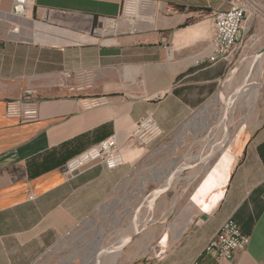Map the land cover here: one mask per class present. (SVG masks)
Masks as SVG:
<instances>
[{
  "label": "crops",
  "instance_id": "1",
  "mask_svg": "<svg viewBox=\"0 0 264 264\" xmlns=\"http://www.w3.org/2000/svg\"><path fill=\"white\" fill-rule=\"evenodd\" d=\"M13 1L0 0V264L79 251L87 225L100 231L94 254L110 255L98 264H264V93L215 158L203 114L233 57L195 64L209 52L219 1L149 0L158 3L150 24L107 37L94 33L98 19L117 17L122 0H34L24 16L12 15ZM63 72H81L90 87L67 92ZM25 97L38 101L37 120L7 117L6 102ZM85 99L101 103L84 108ZM146 116L163 136L144 148L126 143ZM108 137L122 146V166L64 173ZM228 218L249 240L216 262L203 248Z\"/></svg>",
  "mask_w": 264,
  "mask_h": 264
},
{
  "label": "built area",
  "instance_id": "2",
  "mask_svg": "<svg viewBox=\"0 0 264 264\" xmlns=\"http://www.w3.org/2000/svg\"><path fill=\"white\" fill-rule=\"evenodd\" d=\"M221 8L214 11L212 31L208 40V54L195 60L197 66H211L228 61L237 50L238 38L244 30V23L252 16L256 7L254 0H219ZM34 0H14L11 8L13 16H24L33 8ZM158 3L149 0H122L119 15L114 18L98 19L100 27L94 33L101 37L115 36L125 25L136 31L140 24H150L152 13L147 7ZM60 87L69 93H83L90 87V81L83 79L82 73L63 72ZM84 108L98 106L99 99L81 100ZM39 114L38 101L25 97L10 100L5 105V115L20 123L37 120ZM163 136V131L151 116L137 121L126 139V143L144 148ZM122 146L116 137H108L82 153L69 159L64 166L68 177L82 174L92 165H100L108 170L124 164ZM249 237L240 229L233 218H228L204 246L203 254L212 255L216 262L229 260L235 251L244 250Z\"/></svg>",
  "mask_w": 264,
  "mask_h": 264
},
{
  "label": "rangeland",
  "instance_id": "3",
  "mask_svg": "<svg viewBox=\"0 0 264 264\" xmlns=\"http://www.w3.org/2000/svg\"><path fill=\"white\" fill-rule=\"evenodd\" d=\"M218 1L215 0L217 3ZM254 3L256 7L252 11V16L244 23L245 30L240 33L237 50L231 58L229 64L230 69L222 82L220 91L206 103L209 104L220 95L223 96V100L211 106L212 108L209 107L208 113L205 115V119L207 118L210 125L209 136L212 139L214 158L227 146L232 145L236 133L245 124L242 118L248 114V105L251 102L250 98L246 100L247 93L245 92L257 89L255 102L264 93V0H254ZM98 28L96 27L95 29ZM237 88L241 91L239 92L240 94H234ZM243 96L245 97L243 98ZM240 98L243 99L241 100ZM228 99L232 102L234 101L229 108ZM87 227L86 230L89 233L85 238L83 249L79 251L72 249L68 250V252H61L60 250L55 252L54 250L50 259L47 260V264L49 260L51 264H98L102 260L107 261L109 258L107 254L104 256L100 255V260L94 254V249L96 248L95 239L100 231L98 228H93L92 225H87ZM37 264L41 263L38 262Z\"/></svg>",
  "mask_w": 264,
  "mask_h": 264
},
{
  "label": "bare ground",
  "instance_id": "4",
  "mask_svg": "<svg viewBox=\"0 0 264 264\" xmlns=\"http://www.w3.org/2000/svg\"><path fill=\"white\" fill-rule=\"evenodd\" d=\"M147 9L150 11V7H147ZM259 60V59H258ZM261 62V61H260ZM259 66V65H258ZM261 66H262V64H261ZM259 68H260V66H259ZM261 69V68H260ZM263 70V69H262ZM256 72V71H255ZM257 74V73H256ZM259 74H260V71H259ZM248 80V79H247ZM241 82V81H240ZM240 87V86H239ZM238 89V88H237ZM245 89V88H244ZM239 92H241L240 90H238L237 92H235L234 94H237V93H239ZM245 93H247V98H246V100H248L249 98L251 99V102H249L250 104L251 103H253L254 101H255V99H256V97H257V89H255L254 91H250V90H248V92H245ZM240 94V93H239ZM239 96V95H238ZM235 97V96H234ZM245 96H243V98H244ZM239 98V97H238ZM238 98H236V99H238ZM243 98H240L241 100L243 99ZM229 100V99H228ZM238 101V100H237ZM234 102V101H233ZM231 100H229V106H228V108L230 107V105L233 103ZM214 104H218V101L217 100H214V101H212L211 103H209V104H207L205 107H204V109H203V114H207L208 113V109H209V107H211V106H213ZM226 104V103H225ZM237 104V103H236ZM252 105V104H251ZM226 106V105H225ZM235 107V106H234ZM249 107H250V105H249ZM253 107H254V105H253ZM212 108V107H211ZM233 109V108H232ZM252 109V108H251ZM227 110V109H226ZM234 110V109H233ZM214 111V110H213ZM212 111V112H213ZM216 111V110H215ZM228 111V110H227ZM234 112V111H233ZM214 113V112H213ZM223 113V112H222ZM225 113V112H224ZM249 114V113H248ZM214 115V114H213ZM200 117V116H199ZM225 118V117H224ZM207 119V118H206ZM223 119V118H222ZM203 120H204V118H203ZM245 120V119H244ZM226 122V121H225ZM221 123V122H220ZM228 125V124H227ZM234 127V126H233ZM220 146V145H219ZM219 148V147H218ZM125 239V238H124ZM123 240V239H122ZM120 241V240H119ZM118 243V242H117ZM115 248L117 247V246H114ZM113 247V248H114ZM111 249V248H110ZM112 252V251H111ZM115 252V251H114ZM108 253V252H107ZM99 254H102L101 252L99 253ZM110 254H112V253H110ZM116 254V253H115ZM118 254H119V252H118ZM105 255V254H104ZM108 255V254H107ZM113 255V254H112ZM100 256V255H99ZM98 256V257H99ZM110 256V255H109ZM114 257H115V255H114ZM110 258V257H109ZM114 259V258H113ZM112 261V260H111ZM110 261V262H111ZM114 261V260H113ZM112 263V262H111Z\"/></svg>",
  "mask_w": 264,
  "mask_h": 264
},
{
  "label": "trees",
  "instance_id": "5",
  "mask_svg": "<svg viewBox=\"0 0 264 264\" xmlns=\"http://www.w3.org/2000/svg\"><path fill=\"white\" fill-rule=\"evenodd\" d=\"M169 6L174 12H179V13H183L184 11H186L187 13H199L202 16L210 14V10L209 9L195 8V7H185V6H182V5H174V4H170ZM188 22H191V21L188 20Z\"/></svg>",
  "mask_w": 264,
  "mask_h": 264
}]
</instances>
